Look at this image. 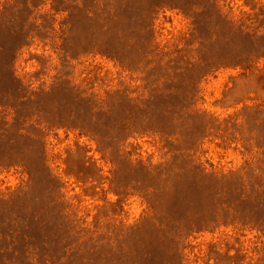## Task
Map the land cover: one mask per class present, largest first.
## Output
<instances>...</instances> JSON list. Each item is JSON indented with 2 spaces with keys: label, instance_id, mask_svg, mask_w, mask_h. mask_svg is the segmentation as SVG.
I'll list each match as a JSON object with an SVG mask.
<instances>
[{
  "label": "rangeland",
  "instance_id": "rangeland-1",
  "mask_svg": "<svg viewBox=\"0 0 264 264\" xmlns=\"http://www.w3.org/2000/svg\"><path fill=\"white\" fill-rule=\"evenodd\" d=\"M263 35L264 0H0V264H264Z\"/></svg>",
  "mask_w": 264,
  "mask_h": 264
},
{
  "label": "trees",
  "instance_id": "trees-1",
  "mask_svg": "<svg viewBox=\"0 0 264 264\" xmlns=\"http://www.w3.org/2000/svg\"><path fill=\"white\" fill-rule=\"evenodd\" d=\"M71 16H73V11H70V17ZM258 38L262 39V38H264V35L259 36ZM77 46H79V47H77ZM82 46L83 45H81V44H77L75 47L80 48ZM85 46H87V48H88V46H90V45L86 44ZM19 48H20V46L19 47L17 46L15 48L13 47V49L0 47V74L3 72L9 73L6 70H10L12 68V63L14 60L13 58L16 55V52L18 51ZM262 48H264V46L261 47V49ZM261 49L256 50L254 47L253 50H255V51H253L252 54L254 52L261 50ZM200 65H203V67L202 66L200 67ZM198 68H201V69H198ZM211 68H212V65L210 67V65L208 63L205 64V62H204V64H203L202 62H200V63L198 62V63L189 64V67L186 68L185 73H187L190 76L191 80H193L194 78L195 79L196 78L202 79L203 77H205L209 73ZM205 69H206V71H204ZM165 113H167V112L165 111ZM142 124H143V126L144 125L145 126H151L153 128L156 127V128H159L160 130H166V129L169 130L172 128H180L178 126V123H177V125H175L174 122H172V121H170L168 124L163 123V122H161V119L159 120L158 116H155V113H148V112L144 115ZM170 131H172V130H170ZM178 131H179V129H177V131H173L170 135H176L178 133ZM42 231L43 230L40 229V235H41ZM25 237H28V236L25 235ZM25 251H23V253L22 252L19 253V251L15 250L13 252V255L17 256L18 258L23 255L27 262L32 263V261H33V264H61L62 263V261H61L62 259L60 257H58L56 254H55L56 256L52 255V253H51V255L47 254L46 255L47 257H45V256L41 257L39 252H33V255H29L27 257L26 255L28 252H25ZM17 257L15 258L16 260H18ZM38 258H40V259H38ZM3 261L5 262L4 259H3ZM6 263H8V259H7Z\"/></svg>",
  "mask_w": 264,
  "mask_h": 264
}]
</instances>
